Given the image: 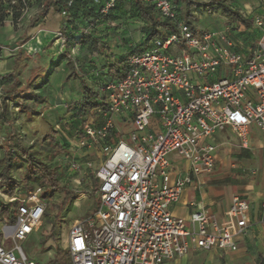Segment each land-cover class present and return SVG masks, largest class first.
Listing matches in <instances>:
<instances>
[{
  "label": "built area",
  "instance_id": "built-area-1",
  "mask_svg": "<svg viewBox=\"0 0 264 264\" xmlns=\"http://www.w3.org/2000/svg\"><path fill=\"white\" fill-rule=\"evenodd\" d=\"M114 3L107 0L103 12ZM144 3L173 29L128 55L123 79L100 84L105 104L97 110L100 120H87L73 152L65 155L64 179L80 170L77 153L102 155L92 171L98 207L68 230L65 250L71 264H164L191 249L235 252L236 239L247 232L249 204L237 195L224 221L201 203L185 219L174 217L170 207L186 187L199 186L201 177L213 173L216 146L211 140L217 132L230 129L244 146L251 125L264 134V22L254 20L260 36L245 56L229 26L197 33L174 0ZM27 12L24 8L23 15ZM54 41L62 49L66 40L57 30ZM118 121L130 129L125 132ZM171 155L177 162H170ZM182 161L185 168H178ZM84 165L92 168L89 159ZM1 192L15 222L0 217V264H36L20 243L44 219L42 189H19L12 196ZM5 239H11L10 247Z\"/></svg>",
  "mask_w": 264,
  "mask_h": 264
},
{
  "label": "trees",
  "instance_id": "trees-1",
  "mask_svg": "<svg viewBox=\"0 0 264 264\" xmlns=\"http://www.w3.org/2000/svg\"><path fill=\"white\" fill-rule=\"evenodd\" d=\"M106 1L107 0H25L24 5L20 0H0V28L5 25L8 20L15 28V26L21 23L25 16L29 14L31 8L36 7L40 8V10L30 18L29 26H33L36 22L45 18L50 11L55 12L61 18L58 31L66 41L62 49H59L57 44L55 45V49L61 58H67L66 64L70 68V72L66 75L64 80L74 77L79 83L77 101L69 106V111L72 114L73 121H75L73 127H76L77 123L80 124L79 129L75 132L76 140L81 138L82 127L87 120L93 119L97 122L100 120L97 110L105 108V104L102 101L103 97L98 91L100 84L110 80L123 79L127 71L126 58L128 55L142 52L154 38H163L165 36L164 32L173 29V24L169 20L160 19L153 9V6L144 3V0H115L114 5L106 12H103ZM211 1L212 3L209 4L210 6H219L222 13L228 16L229 24L232 26L241 24L245 30L251 28V19L243 18L238 12L229 9L221 1ZM174 4L180 11L184 7L182 16L187 23L191 24L197 22V18L194 16L193 12H195L196 7L198 8L200 5H197L195 1L174 0ZM193 5L194 8L191 10L190 7ZM24 8L28 10L25 15H23ZM213 10V8H209L208 12L211 13ZM135 19H139L141 25L139 46L120 57L111 56L109 53L110 51H108L109 47L107 46L108 36L119 33V30H116L117 26ZM120 33H122V31ZM28 39V37L21 39L18 42L19 48H21ZM73 47L81 49L83 57L81 55V57L72 58L70 51ZM103 54L105 57H101ZM106 56L111 57L108 58ZM74 65H93L90 72L87 73H91L88 75L87 81L73 72ZM101 65L113 66H109L108 70L105 72L98 67ZM0 86H4L5 88L3 96L1 97L0 130L4 129L6 138L5 141L0 143V189L7 196H12L19 189L24 191L33 190L34 187L32 185L34 183L42 190L49 188L53 192H58L60 189H63L62 192L64 197L61 206L54 204L50 205L49 201H47V196L41 193L42 199L47 201L44 214V218H47L51 207L61 212L69 202H73L76 199L77 193L68 191L59 184V180H62L65 176L66 165L60 167L56 164L52 169L33 154V149L37 147L39 153L44 152L52 156H54V153L60 154L64 160L68 152L63 148V145H59V141L56 143V141L52 139L54 129L51 126L49 132L45 134V137L50 139L46 145H41L39 139L35 138L33 140V143L35 142L33 146H24L16 132L13 120L8 117V103H12L17 112H20L23 117H25L27 113H29V115L38 116L40 113H35L36 106L38 104H43L47 95L40 96L33 94L30 83L20 85L15 75V70L0 76ZM29 102L32 103V105L28 106L27 104ZM59 122L62 125L65 124L63 121ZM12 150H14L15 153H13ZM22 162H24L22 179L16 180L12 177V173L15 169L21 167ZM88 179L92 195H94L98 188L97 179H95L93 174H89ZM0 217H5L9 223L13 224L15 222L14 210L10 203H5L3 201L0 203ZM54 229L55 219L52 221L50 236H53ZM49 264H58L57 258L51 260Z\"/></svg>",
  "mask_w": 264,
  "mask_h": 264
},
{
  "label": "crops",
  "instance_id": "crops-1",
  "mask_svg": "<svg viewBox=\"0 0 264 264\" xmlns=\"http://www.w3.org/2000/svg\"><path fill=\"white\" fill-rule=\"evenodd\" d=\"M218 1H221L229 9L238 12L243 18L251 19V28L245 30L241 24L233 26L229 24L228 16L222 13L219 6L209 5L212 3L211 0L205 3L195 2L197 5H200L193 12L197 18V22L200 19L202 22L205 18L212 19V26L208 29L214 31L229 26L234 32L233 39L236 42L237 50L245 56L251 55L256 44L248 46L247 44L251 42L254 32L257 34L256 37L259 38L260 36V31L254 26V20L260 18L264 22V0ZM209 8H213L214 10L209 13ZM182 10L184 11V7ZM37 12V9L31 8L28 15V23L24 26L26 37L29 38L26 43H33L35 38L39 40V43L35 46L37 47L35 52L37 55L40 52L42 54L43 51L45 52L44 55L47 53V57H44L48 63L47 65L34 66L38 68V71H49L48 80H51V77L53 80L55 78L57 88L55 90L50 89V91L53 90L54 95L48 91V98L42 105L38 104V107H36L44 110L41 116L44 117L46 115L44 117L46 118L45 120L53 127L54 131L59 130L58 136L61 133V137L65 138V144L68 146L74 141L73 139L67 141L65 136V132L68 133L74 130L71 123L73 120L68 118L72 114L69 113L64 118L63 116L61 117L65 123L62 125L58 121L59 119L54 109L62 107L60 102L77 101L78 96L76 93H79V83L74 77L64 80L70 72V68L66 64L67 58H61L60 55L55 53L53 44H51L55 31L60 27L61 18L55 12L50 11L45 18L36 22L33 26H29L30 18ZM197 22H194V29L197 33L210 31L206 28H199L197 30ZM0 31L3 32L4 39L3 42L0 41V49H2V51L0 50V76L15 70V75L20 80L18 77L20 69L16 61L18 58L12 54L4 56L5 53L3 52L7 44L18 40L17 31L9 24L3 25ZM44 39H49L50 42L44 45ZM24 50L26 51V49H21V54ZM70 54L75 59L76 57H81L83 52L78 47H73ZM109 66L113 65H101L98 67L106 72ZM91 67L93 65H74L73 72L87 81L88 75L91 74L87 73L90 72ZM219 76H221V73L217 74V77ZM48 84H50V81ZM52 84H54V81ZM33 94L40 95L39 92H34ZM52 102L58 104L55 105ZM117 124L119 128L126 126L124 128L125 132L130 129L129 126H124L121 121H118ZM224 130L217 132L211 140L216 146L213 173L209 176L201 177V184L199 186L192 185L186 187L179 201L171 205L170 211L174 217L185 219L191 212L196 210V204L201 203L212 217L218 221H224L231 198L237 195L249 204L247 232L236 239L237 250L235 252H222L215 249L208 251L191 249L182 257L165 262L164 264H184L189 255H194V264H264V134L255 125H251L248 129L247 143L244 146L230 129L226 128L230 136H223L222 132ZM76 155L82 156L80 153ZM87 156L85 155V160L89 159ZM177 167L179 168V164Z\"/></svg>",
  "mask_w": 264,
  "mask_h": 264
},
{
  "label": "rangeland",
  "instance_id": "rangeland-1",
  "mask_svg": "<svg viewBox=\"0 0 264 264\" xmlns=\"http://www.w3.org/2000/svg\"><path fill=\"white\" fill-rule=\"evenodd\" d=\"M191 1H195V2L199 1L200 3L209 2V0H191ZM190 8L192 10V8H194V5ZM36 9L37 11L40 10V8L38 7H36L35 10ZM28 15L25 16V18L23 19V21H21V23L15 26V31H17L18 40L10 44H7L4 47L3 52L5 53L4 56H9L12 54L18 58L16 61L18 62L17 66L20 69L18 72L19 73L18 77L20 78V80L19 79L18 80L20 82V85L21 82L22 85H26L30 83L31 90L33 93L39 92L40 96L47 95L46 96L47 99L48 91H50V89L55 90V88H57L55 78L53 80V78L51 77V80L50 79L48 80L49 71H45V70L38 71V68L34 66V65H47L48 61H46L47 59L44 57V56L47 57V53L46 55H44L45 52L43 51L44 53L42 52V54H40L41 53L40 52L39 55H37V53L35 52V50L37 49V47L35 46L37 43H39V40L37 38L34 39L33 43H26L21 48H19L18 42L24 37H26V34L24 32L25 31L24 26L25 24L28 23V19H29ZM8 21H6L5 24L11 25ZM211 23H212V19L205 18L203 22L200 19L196 24L197 30L199 28L208 29L210 26H212ZM140 28L141 25L139 19L131 20L128 23H123L117 26L116 30H119V33L111 34V36H108L107 38L108 39L107 46L109 47L108 51H110L109 53L111 54V56L120 57L123 54H127V52L129 53L130 51L138 47L140 43ZM121 31L122 33H120ZM256 36L257 34L254 32L251 37V42L247 44V46L256 44V41L258 40V37ZM3 40H4L3 32L0 31V41L3 42ZM48 42H50L49 39L43 40L44 45H47ZM54 42L55 41L53 39L51 44H53ZM53 48L55 50V53H57V50L55 49L56 48L55 44H53ZM21 49H26V51L24 50V52L21 54ZM0 50L2 51V49ZM111 56H106V57L109 58ZM101 57H105V55L103 54ZM49 81L50 84H48ZM53 81L54 84H52ZM53 90H51L50 92L54 95ZM4 91H5L4 86H0V111H1V97L3 96ZM73 103H74L73 100L66 101L63 103L60 102L62 107L58 109H54L56 115L58 116L57 117L59 119L58 121H62L61 118L62 116L64 118L65 115H69L70 113L69 106H71ZM53 104L57 105L58 103H53ZM27 105L30 106L32 105V103L29 102ZM37 107L35 113L36 114L40 113L38 116L29 115V113H27L25 117H23V115L20 112H17V110L15 109L12 103H8V117L9 119L13 120L16 132L18 133L20 140L24 146H28V147L33 146V144L35 143V142L33 143V140L35 138L39 139L41 145H46L50 140L49 138L45 137V134L49 132L50 125L48 124L47 120H45L46 118H44L46 115H44V117L41 116V114L44 113V110H41L40 107L39 108ZM68 118H70V120H74L72 118V115L68 116ZM74 122L75 121L71 123L73 124ZM79 125L80 124L77 123L76 127H74L75 130H71L68 133L65 132L67 141L71 139L74 140L72 144L67 146L65 144V138H63V136L59 137L57 134L58 132L55 131L54 133H52L53 136L52 139L56 141V143L59 141L60 142L59 145L61 146L63 145V148L67 150L68 153H72L76 141L75 132L79 129L80 127ZM222 135L228 137L230 136V133L225 129L222 132ZM124 139L126 140V137H124ZM5 140L6 138H5L4 129H1L0 143ZM33 151H34L33 154L36 157H38L41 161L46 163L50 168H52L53 166L55 167L56 164L59 165L60 167L66 165V161L64 160V158L61 157L60 154L54 153V156H52V155H47L44 152L39 153L37 147H34ZM12 152L15 153L14 150H12ZM76 152L77 151H75V153ZM101 156L102 155H100L98 152L97 153L93 152L92 154L87 156L89 158V161L92 162V168L85 167L84 160L86 157H82L78 155L75 156L76 160H78L81 163L80 170L72 173L68 179L63 178L62 180H59V184L61 185V187H63L68 191L76 192L77 197L73 202H69L61 212L56 211L51 207V209L49 210V216L43 219L41 226L36 231H34L30 236H28L23 242L20 243L21 248L28 259L33 260L36 264H49L51 260L57 258L58 264H71L70 256L68 252L65 251V245L68 237V230L69 227L75 221L79 223H83L84 221L89 219L91 217L93 210L97 209L98 207L97 198L94 195H92L88 175L92 174L93 169L97 167L98 164L101 162ZM169 160L170 162H174V161L177 162L176 156L174 155L169 156ZM185 165L186 162L182 161L179 164V168H183L185 167ZM23 171H24V162H22L20 168L14 170V172L12 173V177L16 180H21ZM32 186L34 188L39 187L36 183H34ZM62 190L63 189H60V191L58 192L57 191L53 192L49 188H47L42 190L43 191L42 194L47 196V201H49L50 205L54 204L57 206H61L64 197ZM1 191L2 190L0 189V192ZM81 194H85V196L81 197L80 196ZM5 197L6 196H4V198ZM6 200L7 198L3 199L0 197V203L2 201L8 203ZM54 219H55V229L53 231V236H50L52 230V221ZM84 228L90 232V229L87 228L86 224H84ZM11 244H12L11 239H5L4 241L5 246L10 247ZM184 264H194V255H189Z\"/></svg>",
  "mask_w": 264,
  "mask_h": 264
}]
</instances>
